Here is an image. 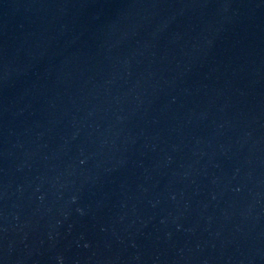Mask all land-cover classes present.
Segmentation results:
<instances>
[{
    "label": "water",
    "instance_id": "95a60500",
    "mask_svg": "<svg viewBox=\"0 0 264 264\" xmlns=\"http://www.w3.org/2000/svg\"><path fill=\"white\" fill-rule=\"evenodd\" d=\"M0 264H264V0H0Z\"/></svg>",
    "mask_w": 264,
    "mask_h": 264
}]
</instances>
